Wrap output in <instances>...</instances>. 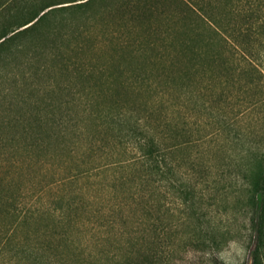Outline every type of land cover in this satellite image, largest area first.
<instances>
[{"label":"trees","instance_id":"16d2710c","mask_svg":"<svg viewBox=\"0 0 264 264\" xmlns=\"http://www.w3.org/2000/svg\"><path fill=\"white\" fill-rule=\"evenodd\" d=\"M3 167L7 264H84L93 230L104 264L158 263L181 225L222 251L241 229L212 209L264 264V0H0Z\"/></svg>","mask_w":264,"mask_h":264},{"label":"rangeland","instance_id":"374dc122","mask_svg":"<svg viewBox=\"0 0 264 264\" xmlns=\"http://www.w3.org/2000/svg\"><path fill=\"white\" fill-rule=\"evenodd\" d=\"M9 168L3 167L0 168V179H8L12 177L9 172ZM37 173H39V167L36 169ZM58 168L52 167L49 173H46V180H51L53 176L56 175ZM11 176V177H10ZM58 176V174H57ZM17 184L24 185L27 189L31 188L32 185H35L38 181V178H32L30 176L19 177L15 176L13 178ZM31 192V191H30ZM61 193V189L58 186H54L51 188L50 191L45 193L42 197L38 194L36 195L33 193V198H29L27 203V207L34 208L38 207L37 202L41 201L44 203V207H48L55 197H58ZM31 195H29L30 197ZM30 205V206H29ZM209 215L207 216L208 219H212L216 223H221V229L227 227L232 229L231 231L234 233L235 231H239L240 229V239L235 240L232 238L229 240L228 243L225 244L222 251L215 250L213 248H202V249H195L191 248L185 243L182 242V237H184L185 227L178 226V234L177 239L175 240L172 249H171V256L166 258H162L159 260L158 263L155 264H246L247 262V244L249 242L248 239V232L242 227L241 223H243L244 218L240 215H235L228 211V213H218L216 209H212ZM179 215V212H177ZM238 218L236 220H234ZM94 234H89L90 240L84 242L80 241L79 245L81 249L78 248L77 252L84 251L81 260H84V264H104L107 262L106 256H104V251L113 250L115 248V244L113 245L111 241L101 242L99 241V236L102 233H98L93 230ZM138 262L139 264H153L154 262L150 261H138V258H134V263ZM0 264H7L6 261L0 255ZM16 264V262H13ZM20 264V263H19Z\"/></svg>","mask_w":264,"mask_h":264}]
</instances>
